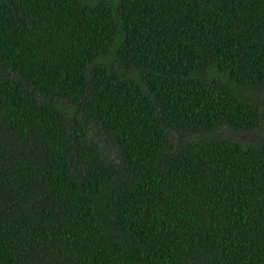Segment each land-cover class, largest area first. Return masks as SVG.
I'll list each match as a JSON object with an SVG mask.
<instances>
[{"label":"trees","instance_id":"16d2710c","mask_svg":"<svg viewBox=\"0 0 264 264\" xmlns=\"http://www.w3.org/2000/svg\"><path fill=\"white\" fill-rule=\"evenodd\" d=\"M263 124L264 0H0V264H264Z\"/></svg>","mask_w":264,"mask_h":264},{"label":"rangeland","instance_id":"374dc122","mask_svg":"<svg viewBox=\"0 0 264 264\" xmlns=\"http://www.w3.org/2000/svg\"><path fill=\"white\" fill-rule=\"evenodd\" d=\"M263 133H264V124L262 125V128H259L255 131L245 133V134H237V133H233L231 131L225 130V129L221 130V134H223L225 136L236 137V138L242 139L246 142L257 140L258 138H260V136ZM100 143L105 144V141L100 142ZM106 148H108V150L110 149L109 147H106Z\"/></svg>","mask_w":264,"mask_h":264}]
</instances>
